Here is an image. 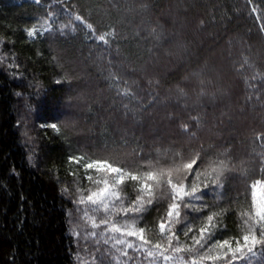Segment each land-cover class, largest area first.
I'll return each instance as SVG.
<instances>
[{
  "label": "trees",
  "instance_id": "trees-1",
  "mask_svg": "<svg viewBox=\"0 0 264 264\" xmlns=\"http://www.w3.org/2000/svg\"><path fill=\"white\" fill-rule=\"evenodd\" d=\"M48 11L57 14L52 33L38 22ZM34 25L40 35L28 37ZM105 35L106 44L87 39ZM0 37L8 54L0 62V264H70V198L115 180L85 171L71 154L140 173L189 159L203 158L201 167L222 161L225 178L206 189L204 216L233 209L217 239L245 234L244 219L257 211L255 189L264 196V0H0ZM51 123L59 131L41 127ZM79 207L77 231L87 230L92 248L90 233L103 226L94 229L89 217H115L93 213L86 200ZM163 216L162 203L138 224L162 249L169 246L158 226ZM189 216V236L183 228L176 235L180 247L195 250L203 217ZM254 251L232 264H264V249ZM92 260L82 251L77 264Z\"/></svg>",
  "mask_w": 264,
  "mask_h": 264
},
{
  "label": "snow or ice",
  "instance_id": "snow-or-ice-1",
  "mask_svg": "<svg viewBox=\"0 0 264 264\" xmlns=\"http://www.w3.org/2000/svg\"><path fill=\"white\" fill-rule=\"evenodd\" d=\"M56 3L62 4L63 0H56ZM65 11H67V7ZM56 15L55 12L48 11L39 17L38 22L42 27L47 28L49 33H52L51 20ZM59 28L62 32L67 30L63 23ZM26 34L28 37L40 35L35 25L29 28ZM87 39L107 43V35L101 36L99 39L96 36H88ZM4 43V38L0 37V45ZM7 58L8 54L0 50V62H4ZM13 66L19 68V65H8V67ZM13 75L16 74L13 73ZM55 83L63 86L65 81L57 80ZM16 95L20 96L21 93L18 92ZM66 107H73V99L70 96ZM62 115H67V113H62ZM41 127H50L59 131L56 123L41 125ZM23 135L27 136V132ZM124 143L127 144V140ZM32 158V154H29L30 163ZM68 160L77 163L78 166L82 164L85 171L97 169L115 175L112 185L108 179H103L97 182L102 183L103 186L87 194L86 197L80 196L78 200L70 198L69 202L74 205V208L67 210V236L70 244L67 255L72 258L70 264H77L82 251H87L93 257L92 264H114V262L121 264V261L123 264H158L160 258L166 262L171 261L172 264H232L233 261L248 254L255 256L254 249L257 246L264 249V217L258 216L255 209L254 211L250 210L247 218L244 219L246 228L242 237L239 235L230 238L221 236L217 239L222 232L228 231L223 222L228 215L234 214L233 209H221L217 213L204 216L205 211L210 210L204 200L206 189L212 185L220 188L225 178L222 161H211L201 167L204 163L203 158L189 159L166 170L160 168L140 173L138 171L125 172L123 167H116L104 160L93 161L87 153L80 157L71 154L68 156ZM149 164H151L150 161ZM13 174L19 175L15 169H13ZM261 174L264 176V170H261ZM87 179L91 181L93 177L89 175ZM126 180L131 182V185L127 184ZM116 186L122 187L117 190ZM126 189L127 191H125ZM68 191V188L62 189L64 193ZM76 191L78 192L79 189ZM124 195H127V200L124 199ZM85 200L94 205L91 209L93 213L100 212L102 209L105 214L115 217V219H100L99 223H96L94 216L89 217L94 229H100L103 226L102 231L90 233L95 238V245L92 248L89 247L87 230L83 235L77 231L79 227L77 213L80 211V204L85 203ZM113 201L115 203L110 207V203ZM162 203L165 204V216L159 217L158 226L169 245L164 249L159 243L153 246L151 239H145L144 234L147 229L138 226V224L145 223L144 217L150 214L152 208ZM120 213H124L123 217L119 215ZM190 213L203 217L199 228V238L192 237L194 244L197 245L195 250L191 247H180V241L176 235L183 228L184 236H189L192 231L189 227ZM84 216L88 217L87 211L84 212ZM166 219L173 227H166ZM118 220H122V223H117ZM129 237H138L139 241L134 243ZM73 249L76 250L75 253ZM166 252H171L172 255H166ZM181 253L182 255H177ZM202 253L203 255H201ZM186 255L198 256L199 260L189 262L184 258ZM12 264H15L14 259Z\"/></svg>",
  "mask_w": 264,
  "mask_h": 264
},
{
  "label": "rangeland",
  "instance_id": "rangeland-1",
  "mask_svg": "<svg viewBox=\"0 0 264 264\" xmlns=\"http://www.w3.org/2000/svg\"><path fill=\"white\" fill-rule=\"evenodd\" d=\"M255 206L257 208V215L260 217H264V196L259 191V188L257 187L255 189Z\"/></svg>",
  "mask_w": 264,
  "mask_h": 264
}]
</instances>
